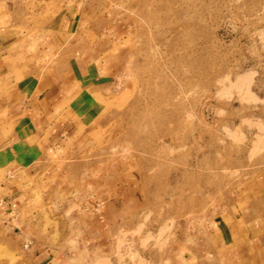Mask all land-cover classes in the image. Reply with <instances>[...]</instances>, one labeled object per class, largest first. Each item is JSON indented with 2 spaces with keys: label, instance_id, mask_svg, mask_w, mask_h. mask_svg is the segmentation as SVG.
<instances>
[{
  "label": "rangeland",
  "instance_id": "obj_1",
  "mask_svg": "<svg viewBox=\"0 0 264 264\" xmlns=\"http://www.w3.org/2000/svg\"><path fill=\"white\" fill-rule=\"evenodd\" d=\"M36 1L0 0L1 10L34 31ZM50 8L75 19L65 51L41 58L65 63L67 81L70 61L94 68L102 110L74 122L53 156L8 175L20 208L0 220V264H48L39 252L60 258L50 264H189V245L217 221L264 206V0Z\"/></svg>",
  "mask_w": 264,
  "mask_h": 264
},
{
  "label": "crops",
  "instance_id": "obj_2",
  "mask_svg": "<svg viewBox=\"0 0 264 264\" xmlns=\"http://www.w3.org/2000/svg\"><path fill=\"white\" fill-rule=\"evenodd\" d=\"M55 3L60 4L61 0L36 1L39 7L33 17L38 18V27L34 31L14 27L13 10L9 7L1 10L0 3V220L3 221L10 220L20 208L19 196L13 194L16 186L5 182L10 172L31 168L53 156L64 145L74 122L89 125L102 110L94 92V68L70 61L67 81L65 63L50 64L41 58L50 49L64 52V40L73 27L75 15L64 9L46 16L50 4ZM18 14L15 10L16 18ZM97 218L99 234L108 235L104 233L108 228L106 218L102 215ZM241 218L231 223L217 221L208 240H203L200 246L189 245V264H194L195 257L197 264H264V206ZM27 242L26 239L24 249L30 248ZM36 256H43L40 263L60 259H50L45 252Z\"/></svg>",
  "mask_w": 264,
  "mask_h": 264
},
{
  "label": "built area",
  "instance_id": "obj_3",
  "mask_svg": "<svg viewBox=\"0 0 264 264\" xmlns=\"http://www.w3.org/2000/svg\"><path fill=\"white\" fill-rule=\"evenodd\" d=\"M30 243H31V241H28V242H27V246H29V245H30Z\"/></svg>",
  "mask_w": 264,
  "mask_h": 264
}]
</instances>
